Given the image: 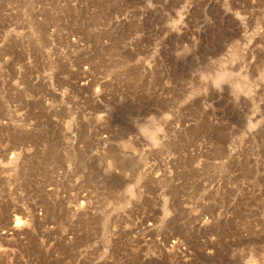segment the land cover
Instances as JSON below:
<instances>
[{"label":"rangeland","instance_id":"374dc122","mask_svg":"<svg viewBox=\"0 0 264 264\" xmlns=\"http://www.w3.org/2000/svg\"><path fill=\"white\" fill-rule=\"evenodd\" d=\"M0 264H264V0H0Z\"/></svg>","mask_w":264,"mask_h":264},{"label":"bare ground","instance_id":"6f19581e","mask_svg":"<svg viewBox=\"0 0 264 264\" xmlns=\"http://www.w3.org/2000/svg\"><path fill=\"white\" fill-rule=\"evenodd\" d=\"M224 78V77H223ZM226 79V78H225ZM15 223H16V225H18L19 223H20V220H19V218H15Z\"/></svg>","mask_w":264,"mask_h":264}]
</instances>
